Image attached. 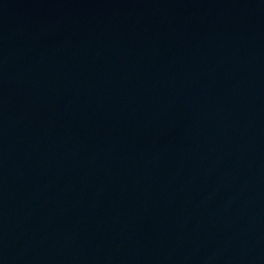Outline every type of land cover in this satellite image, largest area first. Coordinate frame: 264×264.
Listing matches in <instances>:
<instances>
[{
  "label": "water",
  "instance_id": "95a60500",
  "mask_svg": "<svg viewBox=\"0 0 264 264\" xmlns=\"http://www.w3.org/2000/svg\"><path fill=\"white\" fill-rule=\"evenodd\" d=\"M46 264H264V0L210 43Z\"/></svg>",
  "mask_w": 264,
  "mask_h": 264
}]
</instances>
